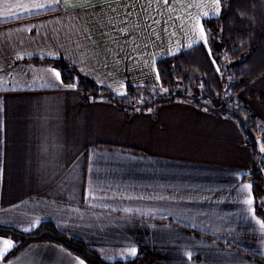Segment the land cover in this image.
Instances as JSON below:
<instances>
[{
	"label": "crops",
	"instance_id": "1",
	"mask_svg": "<svg viewBox=\"0 0 264 264\" xmlns=\"http://www.w3.org/2000/svg\"><path fill=\"white\" fill-rule=\"evenodd\" d=\"M79 3L0 0V225L50 222L106 262L264 264V218L244 180L253 154L233 120L184 102L137 113L86 102L51 62L119 96L160 87L158 61L207 48L203 20L220 4ZM238 98L264 122V74ZM4 240L0 264H86L54 242Z\"/></svg>",
	"mask_w": 264,
	"mask_h": 264
},
{
	"label": "trees",
	"instance_id": "2",
	"mask_svg": "<svg viewBox=\"0 0 264 264\" xmlns=\"http://www.w3.org/2000/svg\"><path fill=\"white\" fill-rule=\"evenodd\" d=\"M216 18L203 20L207 48L199 45L158 61L160 87L129 86L123 96L100 86L65 61L54 60L65 83L82 92L86 102L104 100L128 113L154 111L184 102L220 118L233 120L253 154V169L244 180L252 186L257 212L264 218V123L238 93L264 74V0H220ZM0 236L16 243L15 250L39 241L60 244L86 264H146L149 253L129 261L106 262L81 241L43 222L22 232L0 225Z\"/></svg>",
	"mask_w": 264,
	"mask_h": 264
},
{
	"label": "snow or ice",
	"instance_id": "3",
	"mask_svg": "<svg viewBox=\"0 0 264 264\" xmlns=\"http://www.w3.org/2000/svg\"><path fill=\"white\" fill-rule=\"evenodd\" d=\"M92 0H80L79 6H88L89 4H91ZM165 2H167V0H165ZM219 4H220V0H216V6H217V14L219 12ZM201 35L203 36V32H201ZM56 78L59 80L60 78V73L59 72H55L54 73ZM264 150V149H262ZM246 188H249L250 186H245ZM245 203L251 205L252 204V200L248 199L245 201ZM257 223L260 224V227L262 229H264V223H260V221H257ZM3 244L4 248L3 251H0V256L3 255V252H6L9 248L12 247V243L10 241L4 240L2 242H0ZM131 255H135V249H132L130 252Z\"/></svg>",
	"mask_w": 264,
	"mask_h": 264
},
{
	"label": "rangeland",
	"instance_id": "4",
	"mask_svg": "<svg viewBox=\"0 0 264 264\" xmlns=\"http://www.w3.org/2000/svg\"><path fill=\"white\" fill-rule=\"evenodd\" d=\"M262 123H264V122H262Z\"/></svg>",
	"mask_w": 264,
	"mask_h": 264
}]
</instances>
